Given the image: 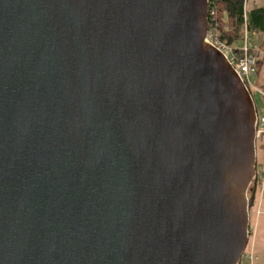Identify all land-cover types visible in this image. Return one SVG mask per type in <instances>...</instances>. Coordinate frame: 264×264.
<instances>
[{"label": "water", "instance_id": "obj_1", "mask_svg": "<svg viewBox=\"0 0 264 264\" xmlns=\"http://www.w3.org/2000/svg\"><path fill=\"white\" fill-rule=\"evenodd\" d=\"M208 0H0V264H239L256 111Z\"/></svg>", "mask_w": 264, "mask_h": 264}, {"label": "trees", "instance_id": "obj_2", "mask_svg": "<svg viewBox=\"0 0 264 264\" xmlns=\"http://www.w3.org/2000/svg\"><path fill=\"white\" fill-rule=\"evenodd\" d=\"M245 15V20L243 19ZM246 32L264 34V4L260 7L244 11L243 0H208V34L218 42L230 48L240 45L243 29ZM255 87L264 94V66L262 59L257 57L255 61ZM259 96V95H258ZM262 104L264 105V99ZM255 107V105H254ZM264 107H261L262 109ZM260 109L255 111L258 112ZM264 143V133L255 140L256 160L260 151V143ZM258 182L254 178L247 190L248 211L255 201Z\"/></svg>", "mask_w": 264, "mask_h": 264}, {"label": "rangeland", "instance_id": "obj_3", "mask_svg": "<svg viewBox=\"0 0 264 264\" xmlns=\"http://www.w3.org/2000/svg\"><path fill=\"white\" fill-rule=\"evenodd\" d=\"M263 4L264 0H246L244 8L248 11L250 9L260 7ZM248 38L251 43L258 48L257 57L262 59V64L264 66V34L249 33ZM251 81L254 82L255 79L251 78ZM250 95L256 110L264 107L262 104L263 100L259 98L256 92L250 91ZM260 146L261 148L258 152L257 160L255 158L256 172H260V170L264 168V143H260ZM257 182L258 189L254 199L255 201L248 211V240L243 253H251L253 258L252 264H264V205L262 203L264 188H261L260 180H257Z\"/></svg>", "mask_w": 264, "mask_h": 264}, {"label": "built area", "instance_id": "obj_4", "mask_svg": "<svg viewBox=\"0 0 264 264\" xmlns=\"http://www.w3.org/2000/svg\"><path fill=\"white\" fill-rule=\"evenodd\" d=\"M245 1L246 0H243V8ZM243 19L245 20V15H243ZM206 41L217 48L224 55L229 65L244 84L247 91L249 93L250 91L256 92L260 97H262V99H264V94H262L251 81V78H254L255 75V61L257 59L258 48L251 43L245 28L243 29L240 45L237 48H230L225 44L216 42L208 33ZM262 133H264V108L256 112L255 119L256 138H259ZM261 170L260 172L255 171L254 178L256 180H260V186L261 188H264V168ZM252 260L253 258L251 253H243L239 264H252Z\"/></svg>", "mask_w": 264, "mask_h": 264}, {"label": "crops", "instance_id": "obj_5", "mask_svg": "<svg viewBox=\"0 0 264 264\" xmlns=\"http://www.w3.org/2000/svg\"><path fill=\"white\" fill-rule=\"evenodd\" d=\"M244 11H246L245 8H244ZM262 203H263V205H264V197H263V199H262Z\"/></svg>", "mask_w": 264, "mask_h": 264}]
</instances>
